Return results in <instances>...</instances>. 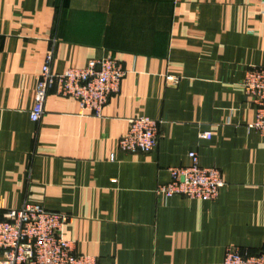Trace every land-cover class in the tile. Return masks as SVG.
<instances>
[{"label":"crops","instance_id":"0c3cea01","mask_svg":"<svg viewBox=\"0 0 264 264\" xmlns=\"http://www.w3.org/2000/svg\"><path fill=\"white\" fill-rule=\"evenodd\" d=\"M49 51L55 73L108 53L122 63L101 117L52 89L31 120ZM251 65H264V0H0V219L27 202L65 213L64 238L98 264L264 250V136L247 129L256 107L241 85ZM137 116L163 121L158 144L122 152ZM190 151L221 170L217 199L158 192Z\"/></svg>","mask_w":264,"mask_h":264},{"label":"built area","instance_id":"2783aa9c","mask_svg":"<svg viewBox=\"0 0 264 264\" xmlns=\"http://www.w3.org/2000/svg\"><path fill=\"white\" fill-rule=\"evenodd\" d=\"M53 51H49L38 75L35 103L30 111L34 122L45 113L50 90L76 99L82 111L101 117L109 98L120 91L126 74L122 63L111 53L92 59L82 68H69L62 73L52 71ZM177 83L176 77H168ZM245 94L256 107L255 120L247 126L264 136V65H251L241 82ZM161 119L137 116L128 119L127 130L119 139V149L126 153L153 151L160 138ZM203 139L212 137L210 130L200 133ZM187 166L170 167V180L158 187V192L170 198L215 200L226 185L217 167L202 166L196 151L188 153ZM68 215L33 203L7 209L0 219V264H98L91 255L75 252V243L63 236ZM220 264H264V251L229 246Z\"/></svg>","mask_w":264,"mask_h":264},{"label":"trees","instance_id":"16d2710c","mask_svg":"<svg viewBox=\"0 0 264 264\" xmlns=\"http://www.w3.org/2000/svg\"><path fill=\"white\" fill-rule=\"evenodd\" d=\"M260 251H264V250H260ZM260 251H259V252H260Z\"/></svg>","mask_w":264,"mask_h":264}]
</instances>
